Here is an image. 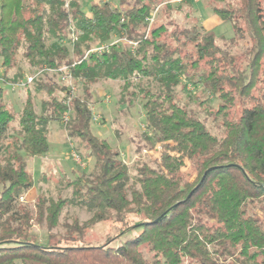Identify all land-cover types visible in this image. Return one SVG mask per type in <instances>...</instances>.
I'll return each instance as SVG.
<instances>
[{"label":"trees","instance_id":"trees-1","mask_svg":"<svg viewBox=\"0 0 264 264\" xmlns=\"http://www.w3.org/2000/svg\"><path fill=\"white\" fill-rule=\"evenodd\" d=\"M188 2L159 6L169 17L184 10V26L156 24L158 16L147 34L146 18L158 7L153 0H135L124 9L97 0L89 15L79 0L69 8L64 0H0L4 77L18 81L25 66L36 72L68 65L84 93L76 92L65 129L96 156L94 174L70 182L79 205L92 212L89 219L62 220L71 201L62 196L40 194L33 206L22 200L34 186L28 157L49 151L48 125L62 120L66 105L57 92L66 87L44 71L24 88L19 112L1 98L0 88V264H264L262 0L213 6L233 25L230 39L247 41L243 61L221 49L216 33L187 11ZM123 34L138 41L134 50L123 42L84 57ZM101 79L120 81L121 101L129 106L141 98L147 127L142 149L162 147L153 161L141 158L137 148L134 174L121 152L93 131L90 88ZM199 83L216 98L215 109L209 94L188 90ZM179 86L202 111L210 109L217 132L190 102H181ZM44 91L49 97L38 111L34 98ZM236 107L242 109L239 116L233 115ZM186 159L188 172L182 170ZM100 223L113 233L107 231L101 243L88 240ZM35 224L46 225L45 242L33 232Z\"/></svg>","mask_w":264,"mask_h":264},{"label":"rangeland","instance_id":"rangeland-1","mask_svg":"<svg viewBox=\"0 0 264 264\" xmlns=\"http://www.w3.org/2000/svg\"><path fill=\"white\" fill-rule=\"evenodd\" d=\"M79 1L81 2L83 9L87 11L93 0ZM111 1L113 4H118L121 6L119 0ZM134 1L135 0H127V2L130 4ZM153 1L158 3L160 2V0ZM197 1L204 5L202 10L205 9V12H208L209 14H215L213 11V6L215 5L223 7L228 5V0ZM173 5L176 7L177 3L173 2ZM187 5L189 6L187 11H191L192 14H198L200 11L199 14L202 16L200 19L202 22H204L202 11L195 9L191 1L188 2ZM262 7L264 8V0H262ZM160 10L161 9L158 10L156 15V18L159 16L156 24L160 22L169 23L170 21H174L178 27L184 26L185 19L184 15L181 14V11L184 12V10H177L176 12L172 11L170 15L171 17H169V14L166 12L161 14L160 12L162 11ZM210 22L211 29L218 36L217 44L223 51H229L230 54L236 55L238 57H240L246 51L247 41L245 39H238L235 42L230 39L234 35V27L230 21H223L219 16H215V18ZM171 29H173V26H171ZM185 49L192 51L193 45H188ZM240 58V60L243 61L244 58ZM206 67V65L203 66V69H206ZM35 70L36 68L33 69L25 66V73H31ZM48 75L50 77L53 76L55 80H58L57 74ZM4 88L7 89L8 87ZM32 89H34V87H32ZM90 89V102L92 111L96 115L100 116L97 121H92L93 131L97 136L107 139L115 150L121 152V156L130 166L131 173L134 174L136 172L134 160L140 158V155L137 154V148H140L142 152L141 158L152 161L159 160L162 150L160 144H157L153 148L142 149V147L147 145L144 136V133L147 131V127L145 126L146 115L142 107L141 98H137L131 106L125 102H122L120 81L101 79ZM188 90L194 96H204L205 94H209V106L213 107V109L216 108V98L207 88L204 87L203 84H190L188 86ZM10 91L16 93L20 91L23 95L21 96L15 94L16 96L14 102L12 106H10L12 111L19 112L25 99L24 89L22 88ZM77 92L84 93L82 83L77 84ZM177 92L182 103L190 102L187 93L182 92L180 86L177 87ZM57 93L62 95V97L64 96V93ZM9 96V92L7 91L4 93L3 90L1 98H3L5 102L9 99ZM48 97L49 96L45 91L35 95L34 100L38 111H41L42 100L48 99ZM189 107L195 110L202 119H205L208 126L214 132H217L216 122L213 120V117L209 115L210 109L202 111L196 105L195 100L189 103ZM241 110V107H236L233 115L239 116L241 114ZM48 127V140L50 145L49 151L45 155L28 157V169L33 174L34 186L28 192V194L22 198V200L29 201V203L33 206L35 199L40 194L51 196L53 198H57L58 196L69 198L71 201L66 205L61 219L63 220L65 217L70 218L71 216L78 215L81 221H85L92 216V212L79 205L77 199L74 196V185H72L70 182L80 176L91 177L96 170V156L92 154L90 150L85 148L84 142L81 139L78 137L72 138L68 135V131L65 129L62 121H50ZM73 150L80 155L81 164L73 159L71 154ZM190 169V161L186 159V165L182 170L188 172ZM194 176L195 175H192V179ZM108 224L100 223L93 226L89 231V236L87 239L93 240L96 243L103 242L106 239L107 231H111V233H113V230L109 228ZM33 232L39 236L42 242L46 241L48 230L45 224H35L33 227Z\"/></svg>","mask_w":264,"mask_h":264},{"label":"built area","instance_id":"built-area-1","mask_svg":"<svg viewBox=\"0 0 264 264\" xmlns=\"http://www.w3.org/2000/svg\"><path fill=\"white\" fill-rule=\"evenodd\" d=\"M64 1H65V6L69 8L70 2L73 0H64ZM182 1H185V0H172L171 2L180 3ZM158 9H159V6L151 13V15H149L146 18L147 34L151 28V25L156 19ZM125 20H126L125 16L122 15L120 22L123 23L125 22ZM71 29H72V32L70 35V39L72 42H75L78 39V34L74 30V26H71ZM123 42L128 43L131 46L132 50H134L138 44V41L129 39L124 34L120 36H114L113 39L109 42L98 43L97 45L93 46L91 49H89L85 53L84 57H87L91 53L103 54L104 52H109L112 46L123 43ZM44 71L49 72V74H57L58 76L57 82H59L61 85L66 87L64 96L62 97V102L66 105V110L63 113L62 120H61L65 127L71 119V115L73 112L72 100L75 97L76 92H77V85L75 83L76 80L68 65H63L60 68L44 67V68L38 69L36 72L25 73L24 77L19 79L18 81H11V80H7L4 77V67L2 66L0 62V88L8 87L12 91L17 90V89H22V88L24 89L27 85L31 84L38 75L42 74ZM98 118H100V116L93 113V120L97 121ZM71 154H72L73 159L76 160L79 164H81L80 155L74 150L72 151Z\"/></svg>","mask_w":264,"mask_h":264},{"label":"crops","instance_id":"crops-1","mask_svg":"<svg viewBox=\"0 0 264 264\" xmlns=\"http://www.w3.org/2000/svg\"><path fill=\"white\" fill-rule=\"evenodd\" d=\"M93 1H97V0H93ZM92 1V2H93ZM120 1V4H121V6L120 5H118V4H115V5H118L120 8H122V9H124L126 6H128V2H126V3H123V1L122 0H119ZM127 1V0H126ZM163 1L164 0H160V2L158 3V6H160L162 3H163ZM172 0H165V2H169V3H172L173 4V2H171ZM192 3H193V6H194V8L195 9H198V10H201L202 11V15L204 16V22H202V20L200 19L202 16L199 14L200 13V11L198 12V14H193L198 20H199V22L201 23V24H203L207 29H211V22L210 21H212V19H214L215 18V16H218V15H216V14H209L208 12H205V9L204 10H202L203 8H204V5L202 4V3H199L197 0H190ZM181 3V2H180ZM92 4V3H91ZM178 4V3H177ZM91 6V5H90ZM192 6V7H193ZM83 7V6H82ZM88 15L90 14V7H89V9L87 10V11H85ZM199 17H198V16ZM6 88H4V93L5 92H9V99L5 102L6 104H8V106H12V104H13V102H14V99H15V94H18V95H21V96H23L22 95V93L19 91L18 93H16V92H11L10 90H9V88H7L6 90H5ZM21 93V94H20ZM24 94H26L25 93V90H24Z\"/></svg>","mask_w":264,"mask_h":264}]
</instances>
